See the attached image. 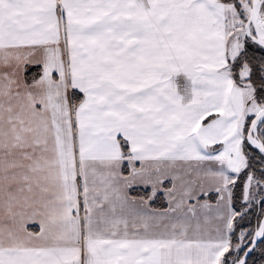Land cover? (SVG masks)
Segmentation results:
<instances>
[{
  "label": "snow or ice",
  "instance_id": "snow-or-ice-1",
  "mask_svg": "<svg viewBox=\"0 0 264 264\" xmlns=\"http://www.w3.org/2000/svg\"><path fill=\"white\" fill-rule=\"evenodd\" d=\"M256 250L264 0H0V264Z\"/></svg>",
  "mask_w": 264,
  "mask_h": 264
},
{
  "label": "trees",
  "instance_id": "trees-1",
  "mask_svg": "<svg viewBox=\"0 0 264 264\" xmlns=\"http://www.w3.org/2000/svg\"><path fill=\"white\" fill-rule=\"evenodd\" d=\"M249 264H264V253H261L259 250L254 251L249 257Z\"/></svg>",
  "mask_w": 264,
  "mask_h": 264
}]
</instances>
